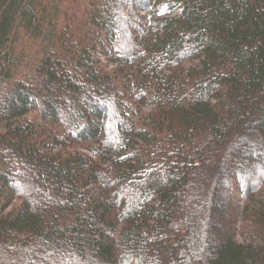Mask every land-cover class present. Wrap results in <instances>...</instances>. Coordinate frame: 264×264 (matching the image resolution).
<instances>
[{
    "label": "trees",
    "instance_id": "16d2710c",
    "mask_svg": "<svg viewBox=\"0 0 264 264\" xmlns=\"http://www.w3.org/2000/svg\"><path fill=\"white\" fill-rule=\"evenodd\" d=\"M0 124V264H264V0H0Z\"/></svg>",
    "mask_w": 264,
    "mask_h": 264
},
{
    "label": "rangeland",
    "instance_id": "374dc122",
    "mask_svg": "<svg viewBox=\"0 0 264 264\" xmlns=\"http://www.w3.org/2000/svg\"><path fill=\"white\" fill-rule=\"evenodd\" d=\"M102 61L104 62V63H106V59L103 57L102 58ZM196 64V61H192V60H185L184 61V63H183V67H188V66H191V65H195ZM107 65H109L110 67H112V66H115V64L114 63H112V62H109V64H107ZM2 129V124H0V130ZM247 154H251V152L250 151H247V152H244V155H247ZM232 165V164H231ZM233 187H234V185H233ZM239 191H240V189H239ZM240 193V192H239ZM240 196V195H239ZM238 196V194H237V199H238V203L239 204H241V205H244L245 204V199H241L240 197ZM221 197V196H220ZM223 197H221V199H222ZM260 201H264V191L263 192H261L260 194H257V195H255V196H253V198H252V204L254 205V204H259V202ZM17 202H15L14 204H16ZM238 239H239V237H238Z\"/></svg>",
    "mask_w": 264,
    "mask_h": 264
}]
</instances>
